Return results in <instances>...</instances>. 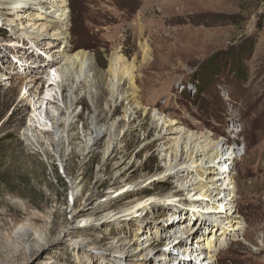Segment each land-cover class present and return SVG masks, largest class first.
<instances>
[{"label": "rangeland", "instance_id": "obj_1", "mask_svg": "<svg viewBox=\"0 0 264 264\" xmlns=\"http://www.w3.org/2000/svg\"><path fill=\"white\" fill-rule=\"evenodd\" d=\"M68 2L70 46L90 52L103 71L115 52L131 64L137 78L136 102L149 113L138 112L127 128L121 120L124 104L110 109L108 89L93 93V108L81 87L75 92L82 98L68 137L55 147V130L64 128L58 119L61 93L54 88L60 68L56 58L63 45L47 44L44 38L39 44L17 38L0 23V77H5L0 80V264H201L195 239L208 228L202 224L204 218L189 224L200 230L188 251L179 252L181 245H171L183 234L181 228L173 230V223L190 219L191 204L179 197L178 220H170L172 205L163 197L183 181L159 180L139 190L116 196L113 192L121 186L113 178L120 159L132 167L128 183H142L162 170L156 141L161 129L153 122V112L198 134L208 132L214 140L228 138L235 146L236 168L228 171L237 181L235 207L249 237L220 245L215 264H264V0ZM33 59L37 63L29 65ZM122 91L128 93V87ZM97 119L99 126L107 119L120 122L119 144L107 160L103 141L85 154V137L93 134ZM76 178L82 183L78 207L94 190L93 204L107 194L114 196L109 208L113 212L149 199L139 221L157 228L164 238L143 258L113 254L115 238L131 236L134 224L100 221L103 210L95 208L94 219L86 224L79 216L71 221L70 181ZM98 180L101 184L95 189ZM111 183L115 189L107 192ZM194 209L208 214L203 207ZM211 217V224L218 223ZM69 225L75 228L66 234ZM165 253L173 259L159 260Z\"/></svg>", "mask_w": 264, "mask_h": 264}, {"label": "bare ground", "instance_id": "obj_2", "mask_svg": "<svg viewBox=\"0 0 264 264\" xmlns=\"http://www.w3.org/2000/svg\"><path fill=\"white\" fill-rule=\"evenodd\" d=\"M70 20L68 0H0V23L8 26L17 38H25L37 44L44 38L47 44L60 42L63 45V49L56 58L59 60L60 68L57 70L58 80L54 85V88L61 93L62 111L58 118L59 125H64L63 129L57 128L55 130V147L57 148L68 137L67 131L76 118L74 110L82 96L75 95V92L81 87L85 89L84 96L90 100L93 108V93L98 92L100 94L102 89H108L110 109L124 104L121 120L125 122L127 128L133 125L138 112L143 113V115L149 113L148 108L140 107L136 102L138 90L134 67L115 52L109 57L106 70H100L90 52L75 51L70 46ZM144 57H147V52L144 53ZM36 63L37 60L33 59L29 65ZM120 70H122V75L119 74ZM3 79L5 77L1 75L0 80ZM143 79L141 78V80ZM125 85L128 87V93L122 91V87ZM153 113V122H155L157 129H161V132L157 134L156 141L160 144L159 156L164 163L162 170L146 177L142 183H128L132 167L129 164L124 165V160L120 159L114 164L113 178L119 179L121 186L117 185L119 186L118 190H114L115 187L111 183L107 192L114 190L116 196L127 191L139 190L142 186H151L159 180L176 179L183 181L163 197V202L172 205L170 207V220L178 217L177 212L180 207H176L175 202L179 197L185 196L188 203L191 204L188 207L190 219L186 221L185 218L183 223H178V221L173 223V230L181 228L183 234H179V241L174 240L171 245H181L179 252L180 250L181 252L188 251L191 248V238L197 235L200 230V228L195 230L189 224L193 220L199 223V217L204 218L202 224L207 225L208 228L195 239L197 241L195 248L200 253L197 259H202L201 264H215V252L220 245L239 236L245 239L249 237L247 228L243 227V218L239 215L240 211L235 207L238 204L236 198L238 193L237 181L234 172L228 171L229 167H231V171H235L236 168V161L233 157L235 146L231 144L228 138L214 140L208 132L198 134L177 120ZM119 123L118 120H112L108 123L107 119L105 125L99 126V120H95L92 124L93 134L85 137V154L88 155L92 151V146L103 141L105 143L104 160L109 159L112 149L119 144L120 136L117 134ZM100 184L101 181L98 180L95 189ZM70 187L72 205L69 207L68 215L71 221L79 216L82 217V223L86 224L94 219L96 211L103 210L100 221L112 219L117 222L131 221L134 224L135 233L131 236L121 235L115 238L110 247L113 254L120 257L136 255L139 256L138 258H143L146 252L153 251V246L157 240L164 238L157 228L142 225L139 221L148 208L149 199L134 201L121 207L117 212H113L109 211V208L114 196L107 194L103 199L93 204L94 190L87 195L81 207H78L76 203L82 190L80 178L72 179ZM199 207H203V210L208 214L206 216L197 214L194 208L199 209ZM211 216L216 218L218 223L211 224ZM72 228L75 226L69 225L64 233L72 232ZM23 232L31 233L30 230ZM40 240L44 241L43 238ZM41 245L34 250V255L40 250ZM168 258L173 259L165 253L160 256L159 260ZM52 261L50 263H54ZM145 263L144 261L141 264Z\"/></svg>", "mask_w": 264, "mask_h": 264}]
</instances>
